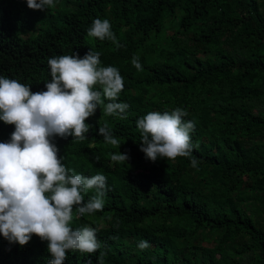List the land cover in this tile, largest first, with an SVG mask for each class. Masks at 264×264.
I'll return each mask as SVG.
<instances>
[{
  "label": "trees",
  "instance_id": "trees-1",
  "mask_svg": "<svg viewBox=\"0 0 264 264\" xmlns=\"http://www.w3.org/2000/svg\"><path fill=\"white\" fill-rule=\"evenodd\" d=\"M96 18L123 47L88 37ZM90 49L118 68L130 107L124 120L98 108L83 141L53 138L67 168L107 177L103 210L72 227L99 229L104 264H264V0H56L44 11L0 0V76L45 91L49 58ZM176 108L195 122L191 157L146 159L136 121ZM105 125L120 148L99 135ZM14 130L0 121V142ZM119 152L128 162L111 160ZM98 256L69 252L64 264ZM49 257L38 236L21 247L0 234V264Z\"/></svg>",
  "mask_w": 264,
  "mask_h": 264
},
{
  "label": "clouds",
  "instance_id": "clouds-1",
  "mask_svg": "<svg viewBox=\"0 0 264 264\" xmlns=\"http://www.w3.org/2000/svg\"><path fill=\"white\" fill-rule=\"evenodd\" d=\"M26 2L30 9L44 11L53 8L56 0ZM87 35L123 47L108 19L96 18ZM100 55L90 49L82 58L79 53L49 58L51 80L45 83V91L33 92L28 85L0 76V121L15 126L10 140L0 142V234L21 247L33 235L47 241L48 264H64L69 252H99L98 264H104L107 254L100 251L98 228L72 227L74 219L103 210L109 190L107 177H88L67 168L53 143L57 136L86 139L92 127L86 120L98 108L108 116L127 119L130 105L118 102L124 79L118 68L100 66ZM131 62L138 71L143 70L137 56ZM185 116L184 109L176 108L149 112L136 121L140 151L146 159L191 157L195 122L185 121ZM99 135L106 144L120 148V140L106 125L99 127ZM111 160L128 162L129 156L119 152L112 154ZM191 163L195 167L197 162L192 159ZM90 190L95 194L85 201ZM149 247L147 240L138 243L141 251Z\"/></svg>",
  "mask_w": 264,
  "mask_h": 264
}]
</instances>
